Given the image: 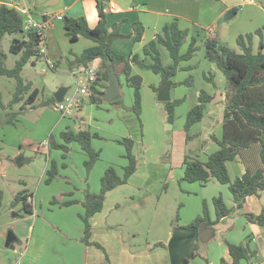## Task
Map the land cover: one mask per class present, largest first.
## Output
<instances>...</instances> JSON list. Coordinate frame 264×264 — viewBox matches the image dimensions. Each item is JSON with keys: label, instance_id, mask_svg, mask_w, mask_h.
Segmentation results:
<instances>
[{"label": "crops", "instance_id": "crops-1", "mask_svg": "<svg viewBox=\"0 0 264 264\" xmlns=\"http://www.w3.org/2000/svg\"><path fill=\"white\" fill-rule=\"evenodd\" d=\"M17 2L19 9L27 10L30 14L36 19L37 21H43L49 15H59L62 14L65 18H85L88 22V25L91 29H94L99 22L98 18V11H97V1L96 0H59L56 7H46L45 5L52 0H14ZM10 5L9 0H1L0 5ZM230 9L236 10V15L233 19L228 22L218 23L219 20L228 12ZM174 19L179 20V25L182 29H187L190 31V36L187 40L188 45L191 41L192 36H198L199 39L203 38L204 36H217L219 37L224 43L229 45L230 43H236V39L239 35L253 32L256 29L264 26V0H110V11L107 17L108 22V29L112 31L115 25H120V31L125 36H131L126 39H118L113 43L114 51L124 57H133L134 55L138 54L141 57H144V47L151 42L161 31L162 29ZM135 23H141L143 26V38L140 42L136 41L134 31L132 25ZM46 55L44 56V60L53 59L52 61L54 64L56 61H61V68L70 73L71 76L75 78V73H80L84 71L83 67H73L69 69V64H72L77 56H80L85 50L94 47L96 44L84 37H80L79 40L75 43H72L69 37L66 34L65 30V22L63 21H56L54 28L50 29L46 33ZM56 60V61H55ZM189 62H184L181 66L182 67H189L190 65L186 64ZM102 63L100 60H95L89 66L96 68L98 71L101 67ZM67 68V69H65ZM55 69V68H54ZM52 69V70H54ZM188 72V71H185ZM215 74V82L217 71H213ZM133 74L142 77L143 84L141 93L144 94L145 89H150V87H156V83L154 82L155 79L157 80V84L160 82V78L155 77L154 81L149 79L144 72V70H140L138 68H133ZM155 74V73H154ZM156 75V74H155ZM158 76V75H157ZM120 96H122V88L125 89V85L123 84L125 76H121L120 78ZM191 83V82H190ZM218 82H216L217 84ZM127 84V83H126ZM171 83L166 82L164 85L160 87L159 92L152 91L153 93H149L152 98H148V100H142V117L146 116V112L152 111L153 116H158L160 121L159 114L162 115L165 121H168V112L165 107L164 101L159 99L161 91H166L169 96L168 102H173L174 99L171 96ZM218 86V84H217ZM65 87V86H62ZM109 84L107 83V87L102 89L105 93L108 92ZM61 88V87H60ZM59 88V89H60ZM157 88V87H156ZM37 89V88H33ZM133 91L132 88H128ZM58 90V89H57ZM152 90V89H150ZM226 89H222L218 86V89L209 91L208 93L213 96L212 102L209 104L207 108V112L205 117L201 122L202 129L200 132H196V134L192 136H197V139L200 140V143L196 144L195 150L196 154L200 155L202 161H206L208 156L219 149L218 144L212 139V135H215L218 139H222L223 137V120H224V110H225V99H226ZM52 96V95H51ZM132 96V95H131ZM200 92L196 93V98H199ZM52 98H54L52 96ZM50 97L47 98V101L52 99ZM122 98V97H121ZM134 98V91L133 96ZM121 100V99H120ZM198 101V100H197ZM106 101L100 102L97 104L91 103L89 100L86 101L85 105L81 110L76 112L73 116L70 117H63L69 119L72 123H67L66 128H72L73 132L76 130H88V126L94 125L95 116L99 119H111L115 117V114L118 115L119 111H116L112 106L106 105ZM25 103V101H24ZM55 101V106H56ZM89 103V104H87ZM108 103V102H107ZM132 100H128L126 102V108H132ZM86 111L84 110L85 107ZM179 107V106H178ZM27 107L24 106L23 110ZM130 108H127L130 110ZM88 109L94 110L89 117L88 123L85 120L83 112L87 113ZM107 111H106V110ZM22 110V111H23ZM176 111V110H175ZM115 113V114H114ZM132 116L131 118H133ZM71 118V119H70ZM91 120V121H90ZM74 121V123H73ZM134 123V122H133ZM169 123V121H168ZM57 126V125H56ZM135 131H139V122L136 121L134 123ZM58 127V126H57ZM57 127H55L52 132L50 133L51 138L55 141H58L59 144H62L61 134L64 132L62 129L59 131L58 135H55V131H57ZM100 127V126H98ZM97 129L96 127H94ZM106 128V127H104ZM126 126H122L119 128L109 129L113 134V138H116L115 143H119V140L124 138H131L135 141V147L137 150L139 148V137L132 135L130 132L126 130ZM91 127V131H96ZM128 132V133H127ZM98 135V134H97ZM56 137V138H55ZM51 138L48 141L47 145L45 143H38L36 147H33L31 151L36 154V156H48L46 168L44 169L43 174L41 177L48 174L49 169V162L52 160V148L50 145ZM171 138L173 141L170 143L168 148H165L162 151V154H158L155 157H149L145 155L142 157V161L144 159L146 164H150L154 166V171H160L161 173L166 174V182L170 180L172 182L176 179H180L184 176V160L186 155L189 153H193V142L194 141H187V132L184 129H173L171 132ZM137 139V140H136ZM62 140V139H61ZM262 140L264 142V135H262ZM14 145H10L7 140L0 138V178L5 179L9 175V170L11 171L13 163L16 164V159L20 156H23L24 159L28 160L29 162L31 159H27V153H23L22 147L24 144H29L30 142L22 139L21 141H15ZM13 143V144H14ZM76 150L79 152L80 149L84 155L86 152L82 149L80 144L72 143ZM95 142L93 140L92 145L94 146ZM121 153H125L126 149L124 146L119 143ZM33 144L29 145L28 148L30 149ZM7 147H12L14 150L13 155L11 156L6 149ZM101 156L99 161L102 158V152L100 149ZM135 150V148H134ZM31 151H28L31 153ZM148 149L146 153H148ZM198 151V153H197ZM124 155V154H123ZM124 155V156H125ZM143 155V154H142ZM35 156V157H36ZM123 156V158H124ZM13 158V159H11ZM50 158V160H49ZM125 159V158H124ZM14 160V161H12ZM49 160V161H48ZM126 160V159H125ZM127 161V160H126ZM140 160V162L142 163ZM27 162L23 163L21 166L26 164ZM128 164V161H127ZM124 163V165H127ZM17 165V164H16ZM18 166V165H17ZM18 166V167H21ZM111 166V163L103 166V168H95L93 171V176L99 172L98 176L100 177L103 171H106L107 168ZM227 168L229 171L230 178L234 181L238 177H242L246 171L244 164L240 161V159L232 162L227 163ZM158 171V173H160ZM118 172V171H117ZM140 171L138 170L129 180L127 187H135L138 191H148V186H151L152 180L149 179V173H145L142 175V182H139L140 179ZM160 173V174H161ZM119 176H123V173L118 172ZM40 178L39 180H44ZM162 177V176H161ZM45 178V177H44ZM154 178H159V176H154ZM162 177L161 180H163ZM20 184L21 189L16 190L15 196L20 192H27L28 194V202L33 206V215L26 214L22 211L14 215L13 219L7 223V227H12L17 231L16 242L20 243L23 248V251H19L17 253L16 261L12 260V264H171V258L169 253V245L161 242L164 246L156 247V244L149 245L147 248H141L140 250L133 249V242H130L125 239L123 232L118 228V225H110L107 222L105 226H99L97 221L92 222V242L99 243L102 247H104L105 252L97 249L94 246H88L81 241L83 238V226L80 225L78 228V235H72L68 231H61L62 234L70 238L72 236H76L77 243L80 246L73 247V243L69 242L67 244H61L60 241H57L58 236L53 235V231L50 230V227H57L56 224H53L52 221L47 220L44 218L45 222L42 221L38 215L36 216V198L29 188L28 183L25 181H18ZM42 183V182H41ZM93 183V180H92ZM193 185H197L196 187L202 189H210L213 187V193L210 196H206L209 199L208 202L211 203V198L222 195L225 203L229 208H234V212L230 217L225 219L217 226L225 227V232L229 233L228 242L235 244V245H246L248 244L252 251L255 252V255L252 257L255 260V263L251 261L252 264H264V228L250 223L247 219L242 218L238 219L235 217L236 215H241L248 213L259 215L264 207V192L261 194L260 197H248L247 201L244 205L243 210L236 209L235 203L233 200V196L230 193L228 187L226 185H221L217 182H210L206 186L201 185L200 183H190ZM79 186V185H78ZM125 186V185H123ZM121 187V186H120ZM39 188V186H38ZM119 188V187H118ZM116 188V189H118ZM168 188V187H167ZM81 192H84L85 185L79 186ZM83 189V191H82ZM99 189V190H98ZM101 189L96 184H93L92 190L94 193H98ZM115 189V190H116ZM166 189V187H165ZM113 190V191H115ZM98 191V192H97ZM112 192V191H111ZM110 193V192H109ZM108 193V194H109ZM86 194V193H85ZM0 196H2V191L0 188ZM204 198V199H206ZM76 199V197H75ZM132 200L134 197L131 196ZM203 199V200H204ZM85 200V197L82 195L78 197L77 202L78 204L82 205L81 203ZM214 200V199H213ZM23 203H19L15 207H11V210H19L22 208ZM73 206V205H72ZM71 207V206H70ZM83 207V205H82ZM214 211V206H212ZM181 213V211H180ZM216 213V212H215ZM16 214V213H15ZM24 214V215H23ZM203 214V213H202ZM184 215V217H183ZM19 216H27L22 219L17 218ZM190 215L187 216V213L182 214V218L179 217V222L183 223V221H189L191 219ZM0 217V222L1 218ZM216 215H212L211 218L214 220ZM95 218V217H93ZM92 218V219H93ZM241 220V222H239ZM83 222V221H82ZM84 224V223H83ZM50 225V226H49ZM1 226V224H0ZM178 226V225H177ZM6 227V228H7ZM5 233L3 229H0V237ZM67 234V235H66ZM199 236V233H197ZM227 234V233H226ZM171 240L174 236L170 234ZM171 242V241H170ZM76 243V244H77ZM193 243V240L190 241V244ZM159 244V243H158ZM170 244V243H169ZM224 244V243H223ZM196 245V244H195ZM219 244H216V246ZM225 245V244H224ZM218 254L219 262L221 258V262L223 259L229 260L227 255V246H220V251L217 247H214ZM212 249V250H213ZM193 252H197L196 257H192V260L198 259L201 257L198 250L194 249ZM84 253V254H83ZM22 255V256H21ZM191 259H188L190 261ZM248 263L247 261H242L241 264ZM190 264V262H188ZM221 264V263H220Z\"/></svg>", "mask_w": 264, "mask_h": 264}, {"label": "rangeland", "instance_id": "rangeland-1", "mask_svg": "<svg viewBox=\"0 0 264 264\" xmlns=\"http://www.w3.org/2000/svg\"><path fill=\"white\" fill-rule=\"evenodd\" d=\"M14 37L19 36H6L0 48L1 51L7 55L5 67L8 69H13L20 58L19 55L10 52ZM200 46L201 50L197 55L189 61V63H186L193 68L192 71H179L177 75L169 81L172 85L170 92L171 96L176 100L182 101L179 107L176 108L173 124L165 121L161 114H159V121L158 116H155L154 118L152 114L153 112L149 110L146 112V116H141L139 119L132 110L127 109L130 107L126 108V102L131 99L134 103V98H132L133 91L130 90L129 93L127 89L128 85L125 80L123 83L125 89L122 88L121 91V104L114 105L113 103L105 102L106 105L112 106L116 111H119L118 115L114 113L115 117L111 119H99L95 116L94 125L90 127L88 126L87 128L91 134L99 135V138L93 139L95 144L94 146L92 145V147L97 152H100L97 149L101 150V160L94 165L91 172H88L86 163L90 158L87 154L84 155L81 149L78 152L73 144L68 145V151L53 149L51 154L52 160L49 158L50 166L48 170L52 169V164L54 163L58 176L51 183L47 182L49 179L48 174L44 176L45 178L42 176L44 180H39L42 178L41 175L46 168L48 156H36L31 150L33 147H36L38 143H45L47 145L51 138L50 133L55 127L58 126L55 135H58L61 129L63 131L68 129L66 128V125L71 123L69 119L62 117V114L57 110L55 104L51 103L47 105L45 103L47 102V98H52L57 89L62 86L69 88L71 92L75 91L77 86L76 78L71 76L69 72L63 70L61 67H57L54 70L50 69L44 59L34 60V64L30 63L23 69L21 77L25 83H30L33 85V88L39 89L40 95L36 100V107L29 108L30 105H28L26 106L27 108L23 110V107L25 106L24 102L15 105L13 109L7 108L16 92L17 82L12 78L0 77V138L7 140L10 145L14 146L16 144L14 143L15 141H21L22 139L29 141V144H24L22 151L23 153H27V159H31L21 167H18L13 163L11 171L9 170L8 177L5 179L0 178V188L2 191V196H0V217L3 216L0 222V229L5 231L0 237V264H12V260L16 261L17 259V253L23 251L24 248H22L23 245L18 242L13 243L10 248H6L5 245L8 234L10 232L13 234L17 233L14 228L10 226L7 227V223L11 221L14 215H17L19 211L25 213L23 204L21 206L22 208L19 210H11L14 195L16 193L15 191L21 189L18 182L19 180L28 183L29 188L36 198V216L38 215V217L44 222L45 218L57 225V227L51 226L50 230L53 231V235L58 236L57 241L61 242L60 245L72 242L73 247L78 248L80 246L76 240L78 238H75L76 236L72 235H78L77 233L80 225L83 226L84 229V224L81 219V216L85 213L84 207L80 204H74L71 207H61V205L53 204V201L60 196H63L61 201H77L79 196L82 195L85 197L87 191L94 193L92 190L93 184L100 187L101 179L105 173V171H103L100 173L101 176L99 177V172H97L93 176L95 168L98 170V168H103V166L111 163L112 167H115L118 172L123 173V169L126 166L124 163L127 164V161L123 158L125 153H123L124 155L121 153L120 147L122 146H120L119 143H115L117 140L116 138H113L114 132L109 130L118 128V126L119 128L122 126L128 127L126 128L128 132L139 137V148L137 153H135L136 147L134 150V155L138 162L137 171L139 170V173L141 174L138 181L142 182V175L149 173V179L147 180H152V183L151 186H148V191L146 189L145 191H138L135 187H127L129 185H125L110 192L107 195L103 211L97 214L95 218L92 219L93 221H97L99 226H105V224L107 225V222L110 225H120L118 228L123 232L125 239L133 242V249L140 250L141 248H147L149 245L161 242L169 245L171 241L170 234L175 232L177 225L180 226V228L189 226L195 219L202 215L204 203L207 204L211 217L213 214L214 216L216 215L215 208L214 211L211 212L213 209L212 206H214L213 199L215 197L211 198L212 206L210 205V202H208L209 199L205 197V195L208 197L213 193V187H210L212 185L209 186L210 189H202L196 187L197 185L195 186L183 181L184 176L175 181L173 180L170 182L169 180L166 182L167 179L165 173H161L159 170L158 171L161 174L158 173V171L155 172L153 169L154 166L146 164L144 159L142 161L144 154L149 157H155L158 154H162V151L170 146V143L173 141L171 138V132L173 129L185 130L187 114L191 108L198 104L196 93L198 91L209 92L214 90L213 83H210L205 79V77L210 76L209 73H213V71L216 70L218 74L216 76V78H218L216 79L218 86L222 89H227L228 83L226 77L215 67L214 64L206 59L205 49L201 42ZM188 47V42H186L182 47L181 52L186 53ZM229 47L237 49L236 43L234 42L233 44L230 43ZM52 60L53 59H51V61ZM58 62L61 61H56V66ZM163 63L165 66L173 64V61L166 50L163 51ZM144 72L149 76V79L153 81L155 77L160 78L158 79L160 80L158 84L156 79L154 81L157 85V89H160L163 84L162 77L155 75L151 71L144 70ZM187 81H189L190 85L186 84ZM176 83L178 85L174 86ZM156 87H150L152 90L146 88L143 94L146 95L144 96V99L148 100V98H152L149 93H153L152 91ZM225 92L227 91L225 90ZM86 108L87 106L84 109L85 111ZM95 110L96 109H88L87 113L85 111L83 112L84 118L87 120L86 123H88L89 117L93 111L95 114ZM132 116L134 117L131 118ZM136 121L139 122L138 132L135 131L134 126ZM91 127H93V129L96 127V131L92 132ZM201 129L200 122L191 128L190 133L191 135H195L196 132H200ZM77 131H79V129L76 130V132ZM192 138V141H194L192 146L194 147L192 149L193 153L191 154L194 155L196 154V144L200 143L201 139L194 140L198 137ZM55 141L58 142L56 139ZM60 141L64 144L63 140L60 139ZM30 144H33L34 146H31L29 149L28 146ZM6 149L12 156L14 152V150H12L13 148L7 147ZM147 149L149 150L148 153H146ZM28 151H31V153ZM156 175L159 176V178H154ZM161 176L164 177L163 180H161ZM78 185H85L86 189L84 192L79 194L81 189H79ZM131 196L136 200H132ZM183 213H187L188 217L190 215L192 216L191 219L189 218V221H183V223H181L177 221V215L182 218ZM25 217L27 216H19L17 220ZM235 217L237 218V221L238 219L242 220V218L246 219L244 215H236ZM241 220H239V222H241ZM61 231L73 233L71 235L73 238L70 240V238L62 234ZM198 233L199 236L196 235L197 237L193 239L191 245L194 246V249L198 250L201 257L195 260L191 259L189 261L190 264H220L221 258L219 262H216L218 260V254L213 248L217 247L220 251V246L226 245V241L229 239V233L225 232V227L222 225L213 227L209 224H203L198 229ZM216 244L219 245L216 246ZM252 261L255 263V260L252 259ZM245 264L250 263L248 262Z\"/></svg>", "mask_w": 264, "mask_h": 264}, {"label": "trees", "instance_id": "trees-1", "mask_svg": "<svg viewBox=\"0 0 264 264\" xmlns=\"http://www.w3.org/2000/svg\"><path fill=\"white\" fill-rule=\"evenodd\" d=\"M99 22L91 29L85 18H65V30L72 43L80 37L93 41L96 45L85 50L77 56L69 69L73 67L88 68L95 60H100L102 65L98 71V81L93 87L90 102L97 104L105 101L106 93L102 90L110 86L111 76L119 78L123 75L126 78L128 87L134 91V105L130 109L140 119L142 115V84L143 79L133 74V68L147 70L159 75L163 79V84L172 80L179 71H192V67H182L184 62L191 61L201 50L200 42L205 49L206 59L215 65L226 77L228 87L226 89L225 110L223 120V137L218 139L212 135V139L218 144L219 149L210 154L206 161H202L199 154H188L184 160L183 181L188 183H200L206 186L210 182H217L226 185L233 196L236 209L243 210L248 197H260L264 192V26L253 32L241 34L236 39L237 49H232L219 37L192 36L186 53L181 49L186 44L190 31L182 29L179 20L174 19L168 23L162 31L144 47V57L136 54L133 57H124L117 54L113 49L114 41L126 39L120 31V25H115L110 31L108 29L107 17L110 11V0H96ZM136 41L140 42L143 38V26L141 23L132 25ZM6 36L14 37L10 52L19 55L13 69L5 67L7 55L0 49V77L15 79L17 82L16 92L7 106L13 109L15 105L25 101V106L34 108L36 100L40 95L39 89H33V85L25 83L21 74L28 64H34V60L44 59L41 55V47L46 44V37L39 31H26L24 28V17L16 10L7 5H0V48ZM166 50L173 64L165 66L163 63V51ZM58 62L57 67H61ZM205 77L208 82L213 83L215 89L218 86L215 82V74L209 73ZM191 82V80H190ZM186 84L190 85L189 81ZM121 85V84H120ZM178 85L177 83L174 86ZM109 89V87H108ZM160 89L154 88L155 92ZM213 96L208 92L201 91L196 104L187 114L185 131L187 141L194 137L191 135V128L202 122ZM55 103L52 98L45 104ZM182 103L180 100L166 102L165 107L168 112V121L174 123L175 110ZM120 105V100L113 103ZM6 107V106H5ZM4 107V108H5ZM197 137V136H195ZM99 138L97 134H91L89 130L80 129L73 132L70 128L61 134L64 144H59L51 138V148L68 151V145L78 143L89 156L90 160L86 163L88 172H91L94 165L99 161L101 153L92 147V140ZM126 149L124 158L128 164L124 167L123 176H119L115 167L110 166L106 169L101 179V189L97 194H85V200L81 203L85 209L81 219L84 223L82 242L88 246H94L105 252L97 242H92V218L101 213L109 192L116 188L127 185L130 178L137 172L138 162L134 155L135 141L131 138H124L118 141ZM240 161L244 164L246 171L242 177L234 181L230 178L227 163ZM51 183L58 176L55 164L48 170ZM66 196V195H65ZM63 196L53 201L55 205L70 207L79 202L75 200L61 201ZM23 203V208L27 214H33V206L28 202L27 192L18 193L12 207ZM213 204L216 212V219L212 220L207 204L204 203L203 214L195 219L189 226L182 229H199L203 224L215 226L230 217L234 208H229L222 196L215 197ZM247 221L264 228V207L259 215L243 214ZM179 221V215H177ZM180 226H177L179 229ZM227 255L221 264H241L247 261L250 264L255 252L248 244L235 245L226 241ZM164 246L162 243L156 247ZM197 256L194 252L193 257ZM188 260L185 264H188Z\"/></svg>", "mask_w": 264, "mask_h": 264}, {"label": "built area", "instance_id": "built-area-1", "mask_svg": "<svg viewBox=\"0 0 264 264\" xmlns=\"http://www.w3.org/2000/svg\"><path fill=\"white\" fill-rule=\"evenodd\" d=\"M9 1V7L16 9L24 17V28L26 31H39L46 37L47 31L54 28L56 21H63L65 19L62 14H59L49 15L43 21H37L29 11L19 9L17 2L14 0ZM46 52V45L44 44L41 47V55L45 56ZM46 63L50 69L55 68L54 62L46 60ZM97 74L98 70L92 66L84 68L83 72L74 74L77 82L75 91L71 92L69 90L63 101L56 103V108L63 117L73 116L83 108L86 101L90 100L93 93V87L98 81Z\"/></svg>", "mask_w": 264, "mask_h": 264}, {"label": "water", "instance_id": "water-1", "mask_svg": "<svg viewBox=\"0 0 264 264\" xmlns=\"http://www.w3.org/2000/svg\"><path fill=\"white\" fill-rule=\"evenodd\" d=\"M59 0H52L47 3L46 7H56ZM236 15L235 9H230L226 14L219 20V24L223 22H228L234 18ZM67 69V68H65ZM69 88L61 87L58 89L53 97L56 102L60 103L63 101L64 97L68 93ZM121 99L120 96V79L116 75L111 76V83L108 89V92L105 95V101L108 103H115ZM159 99L164 102L169 101V96L166 91H161ZM28 160L24 159L23 156H20L16 159V164L21 166L23 163ZM198 229H176L174 236L169 244V253L171 258V264H185V261L191 259L194 254V246L190 244V241L196 238L198 235ZM17 237L13 233H9L6 239V248H10L13 243H15ZM173 242V243H172Z\"/></svg>", "mask_w": 264, "mask_h": 264}]
</instances>
